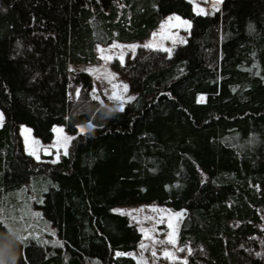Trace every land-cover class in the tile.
Wrapping results in <instances>:
<instances>
[{"label":"trees","instance_id":"16d2710c","mask_svg":"<svg viewBox=\"0 0 264 264\" xmlns=\"http://www.w3.org/2000/svg\"><path fill=\"white\" fill-rule=\"evenodd\" d=\"M2 1L4 3V9L0 10L2 51L9 63L16 68L17 81L22 82L23 87L11 89L9 86H5L3 92L4 119L0 127L1 189L4 186L12 185L14 181L19 179L18 175L11 176L9 170L10 166L12 168L11 163L28 164L27 159H24L20 151L22 140L18 131L17 120L20 116L18 111L25 113L24 108H27L26 110L29 112L43 118L50 112L48 107L50 105L47 102L52 104L55 94L64 89L65 92L67 90V97L64 101L63 110L67 117L94 112L100 107V102L92 95L91 85L87 80V72L72 69L68 66L67 61L77 57L86 60L94 57L93 44L100 37H114L125 42L144 40L149 37L161 18L157 9V0H120V6L117 2H113L108 10L101 6L93 7L92 4L87 3V0ZM250 9L264 18V0H220L218 7L208 12L209 24L204 28H195L194 32L199 34V37L196 39L197 41L195 35L192 38L191 42H195V47L191 53L189 45L183 43L177 44L171 49L138 44L134 50L127 51L122 58H113V66L124 76L128 86L136 93L134 106L130 105L129 108L131 113L127 127L103 130L94 128L93 131L82 136L80 140L78 139L73 145L70 157L63 163V166L66 167L65 174L58 173V177L56 176V181L60 184V191L58 193L51 189L49 201L57 200L54 201V206L66 209L67 212H64L66 215L70 214V210H73L71 215L80 214L83 217L85 215L89 220L92 218L96 222L94 226L92 225L93 230L100 225L102 220L96 216L94 209L93 214H89L85 211V204L83 202L81 204V201L82 198H88L86 197L88 191L91 197L92 193H96L94 195L96 198H100L98 195L103 194L102 198L107 204L113 201L114 196H116L112 184L107 187V193L103 192L104 186L102 187V185L108 182L104 180L112 174L108 171L110 167L106 166L108 169L105 170L101 167L97 171L95 170L96 167L91 166L92 161L105 160L101 158L104 157L105 152H108L106 140L110 137H117L121 144L119 149H116L119 150L118 156L114 157L115 151H113L111 153L113 154L112 159L109 161L110 165L115 167V171L120 172L116 175V179L109 181L122 184L120 193H124L127 189L138 188L144 182L148 183L147 176L151 180L159 178L157 182H160L163 179L161 175L165 169L169 170L171 167L172 170L173 167L164 159L165 152L167 156H171L173 159L182 158L184 151L197 158L204 157L206 159L207 146L201 148L197 141L188 147L177 141L179 137L174 135L166 134V138L159 139L160 131L164 129L166 124L176 122L175 125L180 130L182 129L188 134H198V139L200 138L201 142L207 139L205 144L212 151H215L214 148H219V146H212L213 143L209 144V139L213 138L212 134L215 135L214 126L236 125V120H240V118L241 121L245 117L253 119V122L259 124L255 131L262 132L261 135L264 137V121L258 122L264 118V111L252 113L246 109L249 105L244 107L245 104L243 103L242 108H244L240 110L241 113H237L238 110L236 111L229 106L231 99L223 96L222 90L224 81L228 78L227 68L221 60L219 61L220 66L216 61L217 45L223 42L227 43L231 38H234L233 36L238 35L235 33L236 30H233L232 23L237 22L239 15H245V12ZM62 14L64 16L70 14L75 20L73 33L71 32L69 36H64L63 30L59 27V21L55 20L59 15L63 16ZM51 18L54 19L53 22H51ZM240 33L243 39L239 41L240 44H235V46L237 45V54L234 60L240 61L239 55L241 56V53L239 52L243 48L250 50L253 48V42L259 40L260 44H256L255 50L262 60L264 55V38H262L264 26L259 28L256 23H253L252 27L247 28L245 34ZM190 56H194L195 63L201 69L202 73L198 84L209 93L206 104L174 105L168 113L162 114L150 111L153 108L150 106L154 105L159 98H170L171 92L178 95L173 87L183 85L182 78L185 71H181L183 70L181 67L185 65L188 67ZM220 73H222V77H220ZM243 88L244 86H241L234 95L239 94L238 92L241 90L243 91ZM258 89L256 88V90ZM73 93L74 96L72 97ZM247 93L248 97L251 96L255 101L250 104V107L256 103H264V97L261 93L255 91L252 94ZM15 103L19 105H15ZM147 106L151 113L148 112L147 114L144 111ZM229 137L232 136L229 135ZM222 138L225 139L226 137ZM155 139L157 142L149 143ZM215 140L212 139L211 141ZM89 141H95L97 145L91 149H81L82 144ZM142 147L144 149H140ZM222 150L221 148L219 151L223 152ZM229 154L234 157L237 155L232 151ZM80 156L82 157L80 158ZM146 158L153 160L152 166H157L160 173H152L146 170L145 175H137L139 176L138 179L133 176L132 179H128L130 167L135 165V169H137L136 165L138 163L142 165L144 162L142 160ZM130 159H132L131 162ZM229 161L225 157L221 158L217 161L218 167L223 171L235 169L232 167L233 165H228ZM85 162H89L90 166H84L82 163ZM101 162L107 163V161H100L101 166L105 164H101ZM262 168L264 169V167L259 169L262 170ZM166 174L167 172L164 173V175ZM94 175H99L96 179L104 182H97L95 188H92ZM83 181L91 186L86 189ZM216 188L214 187L213 191ZM104 193L107 194L106 197H104ZM232 197L233 199L228 201L215 202L207 209L191 211L190 216L195 220V225L184 242L185 245H188L187 256L189 259L184 264H264V215L262 216L260 212V209L264 207V176L259 178L249 176ZM59 201L61 202L60 205L57 204ZM52 209H49L51 214L54 213ZM67 217L64 215L63 221L72 222V224L70 223V230L79 239L83 238V243L88 240L98 241L101 238L94 232L89 233L91 237L77 232L80 228L75 227L74 224L80 225L81 221L72 217H68L67 220ZM83 217L81 218L83 219ZM105 217L109 218L108 212H106ZM108 220L113 224L115 223L112 218ZM115 228L116 230L123 229L120 225ZM70 230L65 232L69 237ZM0 234L6 237H8L7 235L11 236L10 233H3L1 227ZM0 240L3 248V252L0 253L3 255V258L0 257V264H24L20 259L21 254L17 247L9 249L11 250L10 257L13 258L10 259L6 256V249L10 246H5L6 240L3 238ZM7 240L11 241V239ZM33 250L26 249L39 258L36 264H101L91 260L85 263L82 261L64 262L57 255L54 258H40L41 250ZM29 260L30 258H27L25 261ZM174 264H180V262L175 261Z\"/></svg>","mask_w":264,"mask_h":264},{"label":"rangeland","instance_id":"374dc122","mask_svg":"<svg viewBox=\"0 0 264 264\" xmlns=\"http://www.w3.org/2000/svg\"><path fill=\"white\" fill-rule=\"evenodd\" d=\"M87 1L93 7L101 6L106 10L113 2H117L118 6L121 4L120 0ZM219 1L157 0V9L161 18L148 38L136 42H125L114 37H100L93 44L94 57H90L88 60L82 57H77L74 60L69 59L67 61L69 67L87 72L92 95L100 102V107L94 112L67 117L63 110L67 97V90L65 92L64 89L55 94L52 104L47 102L50 105L48 106L50 112L43 118L29 112L26 110L27 108H24L25 113L18 111L20 114L17 120L18 131L22 140L20 151L24 159H27L28 164L11 163L12 168L9 167L11 171L9 172L11 176L18 175L19 179L8 187L0 188V227L3 233L11 234V236L7 235L10 236L9 238L0 234V239L6 240L5 246H10L6 249L8 258L13 259L10 257L11 250L9 249L17 247L21 254L20 259L24 264L26 262L27 264H36L39 260L35 255L26 251L28 248L41 250L40 258H54L57 255L64 262L82 261L85 263L91 260L101 264H174L175 261H178L180 264H184L189 260L188 245H185L184 242L195 225V220L190 216L191 211L207 209L215 202L233 199L234 192L239 190L243 181L249 176L257 178L264 176V169L262 168L263 171L259 169L264 167L262 166L264 164V137L261 135L262 132L255 131L259 124L253 122V119L245 117L243 121L241 118L236 120V125L214 126L215 135L212 134V139L216 140L209 139V144L213 143L214 147L219 146V148L213 149L215 151L210 150L205 144L207 139L202 138L204 141L201 142L200 138L198 139V134H188L186 131L180 130L175 125L176 122H173L164 126L158 138H166V134L174 135L179 137L177 141L188 147L197 141L201 148L207 146L206 159L204 157L197 158L187 151L182 153V158L173 159L163 151L165 152L164 159L173 167L172 170L171 167L169 170L165 169L167 174L164 175V172L161 175L163 179L160 182H157L159 178L151 180L147 176L148 183L144 182L138 188L127 189L124 193H120L122 184L109 182L111 179H116L117 174H120L115 171V167H112L109 161L112 159L113 151H115L114 157L118 156L119 150L116 149H119L121 144L117 137H110L106 140L109 153L105 152V158H101L105 160H100L107 161V163L101 162V164L105 163L101 166L100 161H92L91 166L96 167L97 171L101 167L104 170L108 169L106 166L110 167L108 171L112 173V176L110 175L104 180L108 182L102 185V187L104 186L103 192L107 193V187L112 184L116 196L113 201L107 204L102 198L103 194L98 195L100 198H96L94 197L96 193H92L91 197L88 191L86 192L88 198H82L81 201V204L82 202L85 204V211L89 214H93L94 209L96 216L102 220L100 225L93 230L92 227L96 222L92 218L89 220L85 215V218L80 214L71 215L73 210H70V214L66 215L64 213L67 212L66 209L54 206V201L57 200L49 201L51 189L58 193L60 191V184L56 181V176L58 177V173L65 174L66 167L63 166V163L70 157L73 145L78 139L80 140L94 128L103 130L127 127L131 113L129 108L136 100V93L128 86L124 76L113 66V58H122L127 51L134 50L138 44L171 49L175 45L183 43L189 45L191 53L195 47V42L193 43L191 40L194 35L195 40L199 37V34L194 32L195 28H204L209 24L208 12L217 8ZM3 9L4 3L0 0V10ZM52 20L54 21L51 18V22H53ZM55 20L59 21L58 24L63 30L64 36H69L75 26V20L71 15H59ZM253 23H256L259 28L263 27L264 18L250 9L245 12V15H239L237 22L232 23L233 30H236L235 33L240 36H233L234 38H231L227 43L223 42L217 45V64L221 60L228 73V78L225 79L222 89L223 96L230 97L229 106L238 110L237 113H241L240 110L248 105L246 109L252 113L264 111V103L261 102L250 107V104L255 101L247 95V92L252 94L255 91L264 97V55L260 60L255 50V46L260 44V40L253 42V48L250 50L243 48L239 52L241 53L240 61L234 60L237 54V45L243 39L240 32L245 34L247 28L252 27ZM262 38H264V33ZM235 44L237 45L235 46ZM193 57L190 56L188 67L186 65L181 67L183 69L181 71H185L182 78L183 85L173 87L178 95L171 92L170 98H159L154 105L150 106L153 107L150 111L162 114L168 113L174 105L206 104L209 93L198 84L202 72ZM220 75V77L223 76L222 73ZM22 85V82L17 81L16 68L4 56L2 39H0V127L4 119L3 92L5 86H9L11 89H20L23 87ZM241 86H244V90L234 95ZM256 88L259 89L256 90ZM51 98L54 97L51 96ZM243 103L245 106L242 108ZM15 105L19 104L15 103ZM144 111L147 114L150 112L148 106L144 108ZM261 121H264V118L258 122ZM218 135H221L220 138ZM154 142L157 140L149 141V143ZM96 145L95 141H89L83 143L80 148L91 149ZM221 148L223 152L219 151ZM206 150L203 149V151ZM228 151L237 155L234 157ZM223 157L230 160L228 165H233L232 167L236 170H232V168L230 171L228 169L221 170L217 161ZM142 161H144L142 165L139 163L136 165L137 169H135V165L130 167L128 179H132V176L138 179L137 175H145L146 170L160 173L157 166H152L154 164L152 159L146 158ZM82 164L90 166L89 162ZM6 165L8 166V164ZM94 176L92 188H95L97 182L102 181L96 179L99 175ZM83 184L86 189L91 186L84 181ZM214 187L219 189L216 188L213 191ZM110 192L112 193V191ZM106 193H104V197L107 196ZM57 204L60 205L61 202L59 201ZM51 208L54 212L52 214L51 210L49 211ZM260 210L263 216L264 207ZM106 212H108L109 218L115 220L116 224L109 222V218L105 217ZM64 215L81 221L80 225L74 224L75 227L80 228L77 232L83 235L94 232L101 238L98 241L88 240L83 243V238L79 239L70 230L72 222L63 221ZM118 225L123 229H117V231L115 227ZM67 230H70V237L65 234ZM7 239H11V241ZM1 252H3L2 244H0ZM0 257L3 258V255L0 254ZM27 258L30 260L25 261Z\"/></svg>","mask_w":264,"mask_h":264}]
</instances>
